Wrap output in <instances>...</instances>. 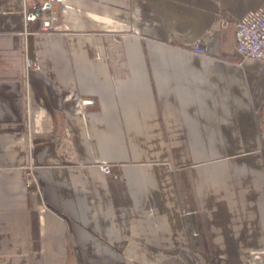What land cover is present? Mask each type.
Listing matches in <instances>:
<instances>
[{
	"label": "crops",
	"instance_id": "0c3cea01",
	"mask_svg": "<svg viewBox=\"0 0 264 264\" xmlns=\"http://www.w3.org/2000/svg\"><path fill=\"white\" fill-rule=\"evenodd\" d=\"M36 3L0 0V264H264L263 65L187 49L264 0Z\"/></svg>",
	"mask_w": 264,
	"mask_h": 264
},
{
	"label": "built area",
	"instance_id": "2783aa9c",
	"mask_svg": "<svg viewBox=\"0 0 264 264\" xmlns=\"http://www.w3.org/2000/svg\"><path fill=\"white\" fill-rule=\"evenodd\" d=\"M51 4L60 3L59 0H49ZM24 13L29 11L36 12L38 6L36 0H23ZM54 14V13H53ZM54 17L56 18L55 14ZM57 19L55 20V22ZM54 22V23H55ZM47 20L42 21V30L48 32L53 25H46ZM232 27L234 51L240 60H255L261 62L263 68L260 74H264V6L251 10L241 17L230 20L224 16H218L212 26L205 31L194 43L188 46L190 52L197 55L207 54V45L214 37L215 33L220 32L228 26ZM77 107L82 109L83 103H78ZM101 170L109 175L111 169L109 165H102ZM257 257L259 255H256ZM255 257V256H254Z\"/></svg>",
	"mask_w": 264,
	"mask_h": 264
},
{
	"label": "rangeland",
	"instance_id": "374dc122",
	"mask_svg": "<svg viewBox=\"0 0 264 264\" xmlns=\"http://www.w3.org/2000/svg\"><path fill=\"white\" fill-rule=\"evenodd\" d=\"M36 4H37V3H36ZM56 17H58L57 14H56ZM58 20H60V19L58 18ZM58 20L54 23L53 28L50 29V30L48 31L49 33L58 30V25H57V23L60 22V21H58ZM41 25H42V21H41ZM41 27H42V26H41ZM222 30H223V29H222ZM220 32H221V31H220ZM220 32H219V33H220ZM187 49H188V47H187ZM188 50H189V49H188ZM260 75H262V74H260ZM257 117H258V119H259V127H260V128H259V133H260L261 137L263 138V137H264V109H262V111L258 112Z\"/></svg>",
	"mask_w": 264,
	"mask_h": 264
},
{
	"label": "bare ground",
	"instance_id": "6f19581e",
	"mask_svg": "<svg viewBox=\"0 0 264 264\" xmlns=\"http://www.w3.org/2000/svg\"><path fill=\"white\" fill-rule=\"evenodd\" d=\"M60 1V3H61V1L62 0H59ZM47 20V23H46V25H53L54 24V22H55V20H56V18L54 17V14L53 13H51L50 14V16H49V18L48 19H46Z\"/></svg>",
	"mask_w": 264,
	"mask_h": 264
},
{
	"label": "water",
	"instance_id": "95a60500",
	"mask_svg": "<svg viewBox=\"0 0 264 264\" xmlns=\"http://www.w3.org/2000/svg\"><path fill=\"white\" fill-rule=\"evenodd\" d=\"M44 8H50V3H47ZM43 9H39L37 12H36V16L38 17L40 15V13L42 12Z\"/></svg>",
	"mask_w": 264,
	"mask_h": 264
}]
</instances>
